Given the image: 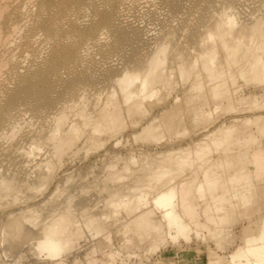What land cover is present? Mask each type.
Here are the masks:
<instances>
[{
    "label": "bare ground",
    "instance_id": "obj_1",
    "mask_svg": "<svg viewBox=\"0 0 264 264\" xmlns=\"http://www.w3.org/2000/svg\"><path fill=\"white\" fill-rule=\"evenodd\" d=\"M243 6L256 10L244 19L240 12ZM236 9L240 10L248 33L236 25L241 19L235 24ZM157 14L163 17L159 19ZM180 22L196 24L190 31L196 47L188 49V57L177 58L179 40L175 38ZM206 24H212V28ZM180 30L185 31L183 27ZM182 47H186L184 43ZM262 52L264 0H0V205L13 201L16 204L19 200L20 205L26 203L32 196L27 197L26 193L36 191L33 182L49 184L62 161L72 159L81 148L97 150L104 142L116 141L127 119L147 118L140 131L157 137L161 134V119L152 116L154 107L161 105L158 112L163 115L179 100L180 95H170L176 75L184 86L188 85L181 91L185 102L197 104L199 117L209 120L210 112L205 108L212 101L231 99L235 74L244 82L264 84ZM191 90H199V96L190 95ZM169 97L171 100L167 101ZM212 109L216 111L217 107ZM203 129L207 130V126ZM255 133L264 135V117L246 118L237 127L219 126L208 136L209 140L201 139L193 150L172 149L167 155L158 156L160 166L143 180L137 174L145 167H139L135 159L128 163L114 156L111 159L121 166H108L101 177L104 185L112 187L102 199L107 212L103 221L111 226L121 225L118 233L135 234L146 241V253L151 255L167 244L190 241L191 234L199 238L198 224L185 221L182 213L188 207L192 187L198 191L202 188L198 179L206 181L210 189L218 182L214 171L221 165L220 160L205 168L211 162L210 148L223 146L222 154L228 155L233 147L245 148L257 142L260 136L256 138ZM248 149L242 156H247ZM256 149L251 153L252 167L264 172V151ZM8 164L12 170L2 172ZM8 171L10 175L5 174ZM185 172H189L190 179L186 187L185 183H178ZM240 178L249 181L245 175ZM248 181L237 192L238 205H251L254 183ZM122 182L126 183L124 187L118 186ZM228 196L221 198L231 197ZM98 202L90 199L79 204L80 213L84 216L87 207L97 208ZM71 206L67 200L39 226L32 223L35 218L27 216L33 208H21L27 214L21 221L31 222L35 228V237L26 239V246L39 250L48 259L63 261L64 254L84 236L80 223L77 225L70 218L78 206ZM92 223H83L88 233L105 229L100 222ZM89 225L97 227L91 229ZM9 233L6 241L13 244L15 236ZM91 236L94 238L97 233ZM207 236L218 245L227 234L219 222L213 221ZM105 238L109 240L108 233ZM40 252L33 255H41ZM132 254L127 252L123 257L128 259ZM120 255L115 250L107 256L112 259ZM230 264H264V220L231 254Z\"/></svg>",
    "mask_w": 264,
    "mask_h": 264
},
{
    "label": "rangeland",
    "instance_id": "obj_2",
    "mask_svg": "<svg viewBox=\"0 0 264 264\" xmlns=\"http://www.w3.org/2000/svg\"><path fill=\"white\" fill-rule=\"evenodd\" d=\"M241 8L244 9L242 10ZM247 8L248 6L240 7L241 11L240 10L239 11L243 14H241L238 11L239 8L236 9L238 11L237 13L238 15L236 14L237 20L234 18L235 19L234 22L236 24L237 23L236 21H239L241 19L242 21L240 20L241 22H239L236 25L237 27L242 26L244 28V31L248 33L249 28L246 27V23L243 22V18L244 19L247 18L248 14L252 12V10L255 11L256 8L251 6H249L250 10ZM240 14L241 16L244 15V17L242 18ZM158 15L160 14H157V16ZM160 17H163V15H160L157 18L161 19ZM177 25L179 28L181 27L180 29H182L183 27L185 31L181 32V30L179 29L177 32L179 33L176 35L178 36V38L176 37L175 39L176 41L179 40V45L177 49L180 52H175L177 53V55L179 54L176 57L179 58L181 55L184 57L185 56L188 57L189 55L188 49L192 48V46L194 48L196 47L194 44L195 39L194 40L191 39L194 38L192 36L193 35L192 29L195 28L196 24L195 25L192 24L193 25L192 26L191 24L180 22ZM205 26L212 28V24H206ZM153 27L156 29L157 25L154 24ZM183 43L186 47H182ZM182 49H184L186 52H184V50ZM262 56L264 58V52H262ZM167 58H169V55H167ZM238 76L239 74H235V78L237 80L236 84L233 86V88L235 89V93H233L230 100L225 101V99L224 100L219 99L217 101H212L210 103V106H208V109L205 108L206 111L208 110V112H210L209 120H207L208 118L201 119L199 117L197 104L196 105L187 104L185 102V98H183V95L181 96V91L185 89L188 85L185 84L184 86L182 82H180L178 75L174 76L173 80L175 82V87L173 88L175 90L172 89L174 93L172 92L170 95L173 96L177 94L180 95L179 100L175 103L174 107L169 108L163 115H160L161 113L160 111L158 112V110L160 109L159 107L161 105L155 106L157 108L154 107V112L152 116L156 118L158 117L157 119L159 120L161 119L160 120L161 134H159L157 137H152L150 136V134L140 131V128L143 126V123L147 118L145 119L142 118L140 119L141 121H138L139 118L138 120H136L137 118L127 119L126 120L127 125L126 124L124 125L123 128L124 131L123 130L121 131L122 134L120 133L118 135L116 141L110 140L108 142H104V145L98 148L97 150L87 151L86 147L81 148L83 150L78 151L79 153L77 152L75 154L76 156H73L72 159H70L69 161L67 160L62 161V163L59 165L60 167H57L54 178L50 182H47L49 184L46 183L39 184L40 182L37 183L43 188H41L40 186L38 187V185L35 184V182H33V186L35 185L34 187L36 189L35 192L38 191L39 192L38 193L33 192L34 191L33 186H31L32 187L31 189L33 190L31 191L29 190L30 193L27 192L26 196L27 194H32V196L30 197L27 196L30 199L27 198L26 203L25 201H23L24 204H22L23 202L21 201L22 205H20V200H19V203L18 201H16V204L15 201H13L14 203L11 202V204L10 202H7L6 205L1 204L0 205V242H1L0 264H118V263L119 264H156V260H159V258H167L170 256L173 257L174 261H177L175 264H193V261L189 260L188 258V257H192V254H198L201 257V259L198 261L199 262L198 264H230L231 254L234 251H236V249H238L243 245V240L245 237L249 235H253L256 232L259 223L262 220H264V172L263 171L257 172L255 168L252 167L254 166V161L252 160L251 157L252 155L251 153L252 152L254 153L256 148L264 151V135L261 136L260 134L258 135V133L257 134L255 133L256 136L255 134L254 136L256 138L260 136L258 140L260 142L259 144L258 141L256 140L257 142H255L253 145L249 147H245V148L243 146L235 147V148L231 147L233 151L231 150L232 152L231 153L229 152L230 154L228 155H226V152L222 154L223 151L221 149L223 146L219 148L220 145H215L214 147L212 146L213 148H210L209 153L211 152L213 153L209 155L208 160L211 162H209L208 165L205 166V168H209L210 165L212 167L211 164L212 161H215L216 163H218L219 160L221 161V162L219 161V165L221 164L220 166H217V164H215V167L217 166L218 168L217 169L215 168L214 171V173L218 176L217 178L218 180L216 181H218L217 184L219 183L218 184L219 187L216 186L217 184L215 182L214 185H210L212 187V189H210L209 184H207L206 181H203L202 178L198 179L197 182L200 184L202 183L201 184L202 188L200 189V191H198L196 190L195 187H192L194 191L191 189V193L188 197V207L182 213V216L185 221L189 222L192 225H194V223L198 224L197 229L199 233H201V236L196 239L194 234H191L190 241L184 242V240H179L176 245L167 244V246L162 247L160 250H158L152 255L146 253V249L148 247V243L146 241H142L138 239V237L135 234H130V233L127 234L121 232L118 233L117 230L118 228H120L121 225L111 226V223L108 225L107 222L103 221L104 214H106L107 212L104 208V205L102 204L103 201L102 199H105V197L108 196V193H110L111 191L110 188L112 187H110L111 185L105 184L108 186L109 189L107 187L104 188L105 185L104 182H102L101 177L103 174L107 173L106 170H108L107 168L108 166L110 165L121 166V164L115 163V159H111L114 156H120L124 159V161L128 163L131 159H135L139 167H145L143 172H139L137 174L139 180L140 179L143 180L145 179V176H147L151 172L152 169L160 166L159 160L157 159L158 156L163 157L167 155L172 149L177 150L181 148V149L193 150L195 149V144L201 139L206 138L209 140L208 136H210L212 132L218 129L219 126L222 127V126L234 125L237 127L240 126L241 123L246 118H254L259 116L264 117V109L261 108L264 107V84L258 85L257 82L256 84L251 81L244 82ZM197 91L199 90H195V91L191 90L189 93L194 97L197 95L199 96V93ZM171 97H169V100L167 101H170ZM212 105L217 107L216 111L212 109L213 108ZM230 106L231 108L228 109V107ZM209 107L212 110H214V112ZM130 123L132 124V126ZM134 123L136 124L134 125ZM206 126L208 131L203 129ZM255 144H258V146ZM84 149H86L87 152H85ZM245 149H248L247 151L248 154L247 156L244 155L242 156V154L245 152ZM102 155H105V158L99 157ZM154 155L155 157H153ZM249 162H251L252 164H250ZM6 166L5 169L2 168V172L6 170H10V171L12 170V168L9 167V164ZM242 170L243 172H241ZM10 173L11 172L9 171L8 173L5 172L6 175H10ZM244 175L249 178V181L252 184L254 183L253 184L254 190L252 191L253 197L251 198V205L249 206L238 205L237 192L240 191L245 186V183L248 181L247 179L244 180L240 178ZM98 177L100 179H98ZM225 178L227 179L225 180ZM189 180H190L189 172H185L184 175L178 180V183L181 184L185 183V187H186L189 186L188 185ZM227 180L229 182H227ZM249 181L248 183H250ZM125 184H126L125 182H122L118 186L124 187ZM37 188H39L41 191L38 190ZM221 196H228V197L231 196V197L230 198L224 197L225 199L224 198L222 199ZM90 199L95 200L96 202L100 200L101 201L98 202L100 204H97L98 206L97 208L91 207L90 208L91 210L88 208L89 206L87 207L88 210L85 208L87 212L85 211L83 216V213L82 214L80 213L82 209L79 208V204L86 203ZM67 200L68 202H70V206L72 205L71 206L72 208L78 206L76 207L77 209H73L74 212H72L73 215L70 214V218L77 225L78 223H80L81 226L79 225V227H82L84 236H82V238L80 239L81 242L80 241L77 242V244L74 245L75 247L73 246L72 248L69 249L68 252L64 254V257L62 258L63 261L60 260L55 261L52 260L51 258L50 259L46 258L45 254L41 253L39 250L33 251V248L26 246L27 244L25 242L27 241L26 239H30V237L31 238L35 237L34 235L35 228L31 226L32 223H34V225L37 226L41 225L45 220L51 217V213L54 212V210H56L57 207H61L65 205V202H67ZM221 200L222 203H220ZM26 204H28L29 207L35 210L34 212L32 210L31 213H29L30 215L29 214L27 215L26 213L24 215V213H22L21 211V208L24 209L25 206L28 207V205ZM219 208L221 210H219ZM20 211L22 214L20 213ZM227 212L230 214H228ZM9 214L15 218L10 216ZM36 214H38L37 216L39 217H35ZM23 215L24 216L27 215L28 217L32 216L31 219L35 218L36 220L35 222L32 223L21 221L25 219V217L24 219H22ZM11 218H13V220ZM93 218L95 219V221ZM192 218L194 220H192ZM227 218L229 220H227ZM88 219L91 221H89ZM213 221L219 222L221 227L225 228L226 234L228 236V237L226 236L225 239L221 240L220 244L218 245L216 242L211 241L207 236L208 230L212 229ZM92 222H94V224L100 222L105 229L100 228L95 230V232L90 231L88 233L85 225L87 224L93 225ZM11 223L13 226L11 225ZM83 223H85V225ZM19 224L22 225L19 226ZM18 226L20 228H18ZM96 227L97 226H92L91 229H95ZM13 228L14 230L17 229L16 231L18 233L20 229V234H17V232H15ZM7 231L13 233L15 236L16 242L14 241L13 244L12 243L8 244L6 241L9 233ZM101 231H103L102 233L103 235L102 234L98 235V233H100ZM106 232L109 234V240L105 238V236L107 235ZM11 233H9V235ZM92 233H97V236H94V238L91 236L90 238L89 235ZM115 250L119 251L121 255L113 256L112 259L108 258L107 255L110 252H114ZM32 251L40 252L41 255L39 253H38L39 256L37 255V253L36 254L34 253L35 255H33ZM127 252L131 254L133 253L137 256L135 257L132 254L130 258L126 259L123 257V255Z\"/></svg>",
    "mask_w": 264,
    "mask_h": 264
},
{
    "label": "crops",
    "instance_id": "obj_3",
    "mask_svg": "<svg viewBox=\"0 0 264 264\" xmlns=\"http://www.w3.org/2000/svg\"><path fill=\"white\" fill-rule=\"evenodd\" d=\"M190 252V251H189ZM189 260L193 261V264H198L201 257L198 254H192V257H188ZM177 261H174L173 257L159 258L156 260V264H175Z\"/></svg>",
    "mask_w": 264,
    "mask_h": 264
}]
</instances>
